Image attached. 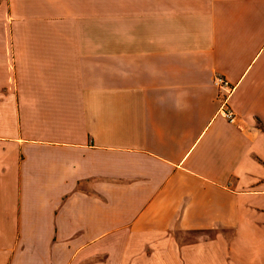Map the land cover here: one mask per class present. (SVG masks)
<instances>
[{
    "label": "crops",
    "instance_id": "0c3cea01",
    "mask_svg": "<svg viewBox=\"0 0 264 264\" xmlns=\"http://www.w3.org/2000/svg\"><path fill=\"white\" fill-rule=\"evenodd\" d=\"M0 264H264V0L0 1Z\"/></svg>",
    "mask_w": 264,
    "mask_h": 264
},
{
    "label": "built area",
    "instance_id": "2783aa9c",
    "mask_svg": "<svg viewBox=\"0 0 264 264\" xmlns=\"http://www.w3.org/2000/svg\"><path fill=\"white\" fill-rule=\"evenodd\" d=\"M215 84H217V86H219L220 88H224V94L222 96V99H221V106H220V111H221V114L227 118L229 121L233 122L235 120V114L231 111V109L228 107L227 105V95L230 91V88L228 87V83L227 81L218 76L215 80Z\"/></svg>",
    "mask_w": 264,
    "mask_h": 264
},
{
    "label": "rangeland",
    "instance_id": "374dc122",
    "mask_svg": "<svg viewBox=\"0 0 264 264\" xmlns=\"http://www.w3.org/2000/svg\"><path fill=\"white\" fill-rule=\"evenodd\" d=\"M0 1H3V0H0Z\"/></svg>",
    "mask_w": 264,
    "mask_h": 264
}]
</instances>
